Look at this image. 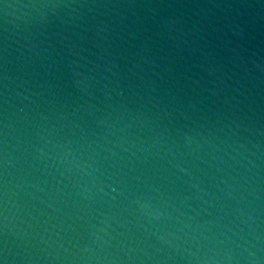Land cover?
<instances>
[{
	"label": "water",
	"instance_id": "95a60500",
	"mask_svg": "<svg viewBox=\"0 0 264 264\" xmlns=\"http://www.w3.org/2000/svg\"><path fill=\"white\" fill-rule=\"evenodd\" d=\"M0 264H264V0H0Z\"/></svg>",
	"mask_w": 264,
	"mask_h": 264
}]
</instances>
